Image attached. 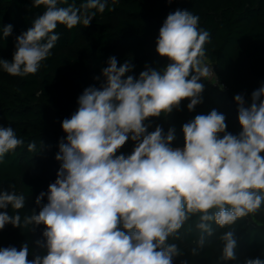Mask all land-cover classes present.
I'll list each match as a JSON object with an SVG mask.
<instances>
[{"label": "clouds", "instance_id": "clouds-1", "mask_svg": "<svg viewBox=\"0 0 264 264\" xmlns=\"http://www.w3.org/2000/svg\"><path fill=\"white\" fill-rule=\"evenodd\" d=\"M33 3L46 10L16 38L11 61L0 59V68L13 77L38 73L59 40L58 25L87 27L108 8V0H84L79 6L68 0ZM11 32L12 25L3 27V37ZM210 40L197 14L177 9L156 40L157 53L169 61L165 66H145L138 79L125 78L134 65L118 66L115 57L109 58L100 87L86 88L78 109L62 121L66 142L60 141L55 156L62 164L47 193L36 197L39 213L33 210L22 218L25 194L0 191V209L5 210L0 211V230L7 224L24 229L44 225L36 244L46 254L29 260L27 243L20 249L4 247L0 264H173L182 253L170 240H180L193 217L199 235L192 255L210 246L219 228L227 230L219 236L218 259L237 258L231 229L264 207V86L253 91L249 107L243 95L235 96L242 128L238 135L226 132L225 116L216 110L183 125V148L171 146L175 128L165 134L158 125L149 132L145 123L179 109L185 99L189 111L202 102L199 81L213 75L206 56ZM129 139L135 142L131 154L117 155ZM24 143L15 129L0 126V163ZM27 147L35 152L36 141ZM245 264H264V259Z\"/></svg>", "mask_w": 264, "mask_h": 264}, {"label": "trees", "instance_id": "trees-1", "mask_svg": "<svg viewBox=\"0 0 264 264\" xmlns=\"http://www.w3.org/2000/svg\"><path fill=\"white\" fill-rule=\"evenodd\" d=\"M68 2L79 6L84 0ZM177 9L193 11L200 17V26L209 31L206 56L214 65L216 80L201 78L202 102L194 110H188L190 101L185 99L179 109L149 118L145 122L150 124L148 131L159 125L167 134L175 128L171 146L183 148V125L212 110L225 116L226 132L238 135L242 131L234 98L240 94L251 103L253 91L264 86V0H116L115 5L108 0V8L97 13L89 26L77 25L71 30L57 26L59 40L36 75L13 77L0 68V126L12 127L25 141L0 163V191L25 194L22 218L33 210L39 213L36 197L47 193L57 179L62 162L55 156L60 141L66 142L62 121L78 109L79 96L90 86L100 87L102 69L111 57L117 59L118 66L126 61L134 65L125 78L133 75L138 79L145 66L160 69L169 63L157 53L156 40L167 16ZM45 10L44 6L35 7L33 0H0V59L11 61L16 38L30 29ZM9 24L12 32L3 37V27ZM31 141H36L35 152L28 151ZM134 147L135 142L129 139L117 155L127 156ZM43 203H47V196ZM7 211L14 214L10 206ZM195 219L181 230L180 240H170L182 253L173 258V264H245L247 259H264V207L238 220L231 229L237 241L235 260L218 259L223 247L219 236L227 230L219 228L212 244L192 255L193 241L199 235L193 225ZM43 230L44 225L24 229L7 224L0 230V248L20 249L27 243L29 260L44 255L46 249L36 244L43 239Z\"/></svg>", "mask_w": 264, "mask_h": 264}, {"label": "built area", "instance_id": "built-area-1", "mask_svg": "<svg viewBox=\"0 0 264 264\" xmlns=\"http://www.w3.org/2000/svg\"><path fill=\"white\" fill-rule=\"evenodd\" d=\"M208 65H209L210 67L212 66V71H213V75H211V76L209 77V79H211V80H216L213 63H212V62H208ZM245 105H246L247 107H249V106L251 105V103L245 101Z\"/></svg>", "mask_w": 264, "mask_h": 264}, {"label": "rangeland", "instance_id": "rangeland-1", "mask_svg": "<svg viewBox=\"0 0 264 264\" xmlns=\"http://www.w3.org/2000/svg\"><path fill=\"white\" fill-rule=\"evenodd\" d=\"M209 61H207V63H208Z\"/></svg>", "mask_w": 264, "mask_h": 264}]
</instances>
